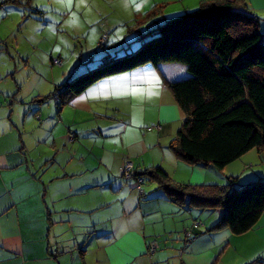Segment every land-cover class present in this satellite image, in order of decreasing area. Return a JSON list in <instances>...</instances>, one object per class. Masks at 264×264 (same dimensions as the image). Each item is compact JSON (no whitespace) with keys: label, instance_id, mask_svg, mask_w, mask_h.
I'll list each match as a JSON object with an SVG mask.
<instances>
[{"label":"crops","instance_id":"1","mask_svg":"<svg viewBox=\"0 0 264 264\" xmlns=\"http://www.w3.org/2000/svg\"><path fill=\"white\" fill-rule=\"evenodd\" d=\"M110 1L121 7L129 6L135 17L155 5L166 4L158 16L160 22L166 16L169 19L178 16H170L172 14L195 10L209 0H135L139 8L131 0H107L106 6ZM175 2L179 3L180 11L170 14L168 5ZM243 2L249 12L258 17L259 30L264 35V0ZM106 34L108 41V31ZM116 52L117 48L108 53ZM180 73L183 70L178 64L156 67L146 63L99 79L82 93L72 96L65 106L57 108L52 117L49 112L45 114L43 123L39 124V140L46 142V136H50V147L55 153L51 163L46 165L26 156L28 145L21 136L26 132L25 120L39 115L40 121L39 112L48 111L49 105L39 96L24 100L20 98V91L4 94L0 88V123L8 126L4 130L0 127V264H155L153 259L156 263L170 261L165 257L168 246L166 254L147 258V241L141 225L144 218L142 214L136 215L153 203H142L139 191L148 195L155 185L143 181L138 190L132 176L124 177L123 168L126 160H130L135 167L133 176L144 169L158 167L178 183H212L211 166L179 162L168 148L184 114L164 79H172ZM58 85L53 84L51 89ZM76 117L79 118L77 122ZM92 117L98 121H92ZM253 151L255 157L261 156L256 150L246 155ZM240 159L227 167L242 166L245 161ZM227 169L217 174L238 176L239 171L234 173ZM144 185L148 186L147 191ZM121 193L129 197L131 208L119 209L117 217L116 196ZM156 194L157 198H164ZM83 197L92 198L95 204L80 207L78 199ZM102 209L109 210L104 215H93ZM99 216H104L101 228ZM251 231L258 237L253 256L264 258V211ZM230 237L228 231L202 234L186 247L177 239L181 248L172 249L183 264H210L216 249L223 248ZM164 241L167 245V240ZM159 248L161 250L160 245Z\"/></svg>","mask_w":264,"mask_h":264},{"label":"trees","instance_id":"2","mask_svg":"<svg viewBox=\"0 0 264 264\" xmlns=\"http://www.w3.org/2000/svg\"><path fill=\"white\" fill-rule=\"evenodd\" d=\"M163 5L153 6L137 21L138 30L147 26V31L136 51L104 58L98 67L56 86L47 99L55 100L60 109L105 76L146 63L156 67L178 64L182 74L163 78L184 114L168 145L174 158L219 172L252 150L263 159L264 36L258 17L249 12L243 0H209L193 11L158 22ZM134 172L131 176L138 190L143 181L155 185L148 195L139 191L142 203L150 204L158 192L179 208L219 211V219L210 228L203 230L202 222L194 220L184 229L180 235L184 247L202 234H247L264 211L262 181L237 187L238 177L225 176L222 184L192 185L175 182L158 167L133 176ZM215 260L219 261V254ZM246 264H264V258L258 256Z\"/></svg>","mask_w":264,"mask_h":264},{"label":"rangeland","instance_id":"3","mask_svg":"<svg viewBox=\"0 0 264 264\" xmlns=\"http://www.w3.org/2000/svg\"><path fill=\"white\" fill-rule=\"evenodd\" d=\"M105 1L107 0H0V13H2L0 15V88L4 90V94L20 91V98L24 100L30 96H39L44 104L49 105L48 111L45 109L39 112L40 121L38 118H33L35 122L31 119L25 120L26 132L21 136L28 145L26 156L44 165L51 163L52 157L55 156L53 148L50 147L51 137L46 136V142L39 140L41 132L39 124L43 123L44 115L49 112L52 117L57 110L55 100L47 99L53 91L52 85H58L64 81L70 82L75 77L98 67L106 57L136 51L145 39L141 35L147 29L142 30L141 27L138 30L136 25L141 19L140 16L135 17L129 6L121 7L113 1L106 6ZM172 4L168 5V8H171L169 13L179 12V3ZM105 7L109 8L105 9ZM175 15L179 14L170 16ZM107 31L108 41L100 45L99 40ZM116 48V53H108ZM56 58L61 60L60 65L52 64V59ZM78 120L79 118L76 117V122ZM91 120L97 122L98 118L92 117ZM0 127L4 130L8 126L7 123L1 122ZM86 147L88 148L87 145ZM255 156L257 155L253 151L240 159L245 161L242 166L226 167L234 173L239 171L237 187L253 181L264 182L262 156ZM46 157L48 160H45ZM127 162L133 163L130 160H126L125 163ZM238 162L237 164H240V161ZM211 168L212 183H218L215 182L218 179H220L219 183L221 180L225 181L226 174H217L218 171ZM132 171H135L134 164ZM187 171L189 174L190 170ZM147 188L148 186L144 185L143 189L147 191ZM116 198L118 199L115 203L116 216L119 217L118 210H129L131 205L128 202L129 197H124L122 193ZM78 200L82 208H88L93 202V199L89 197ZM113 200H115L114 197ZM136 203L137 201L134 204ZM94 204L95 202L92 205ZM108 210L102 209L94 212L93 215H104ZM142 211L143 213L137 211L136 215L142 214L144 218L141 225L145 230L147 258L152 259L151 257L155 254H166L165 249L167 246L169 248L165 257H168L170 261L156 263L153 259L155 264H175L176 262L180 264L179 256L172 248H181V243L177 239H182L180 235L184 234V229L189 228L190 224L197 220L202 222L201 229L205 230L220 217L219 211H194L184 206L179 208L166 198L154 199L153 203L144 207ZM211 217L213 219L208 221ZM103 218L104 216H99L100 228ZM164 239L167 240V245L163 244ZM257 244L258 237L252 231L248 236L231 235L230 240L222 245L223 248L216 249L211 262L213 264H246L255 258L252 252ZM218 254L219 261L216 262L215 258Z\"/></svg>","mask_w":264,"mask_h":264},{"label":"built area","instance_id":"4","mask_svg":"<svg viewBox=\"0 0 264 264\" xmlns=\"http://www.w3.org/2000/svg\"><path fill=\"white\" fill-rule=\"evenodd\" d=\"M106 36H107L106 34H103V35L101 36V40H100V43H99V44H101L102 42L105 41ZM52 64H53V65H60V64H61V60H60L59 58L52 59ZM132 166H133V165H132V163H130V162L125 163V166H124V168H123V175H124L125 178H129V177H131ZM137 181L140 182V179H138ZM151 247H152V246H151Z\"/></svg>","mask_w":264,"mask_h":264},{"label":"snow or ice","instance_id":"5","mask_svg":"<svg viewBox=\"0 0 264 264\" xmlns=\"http://www.w3.org/2000/svg\"><path fill=\"white\" fill-rule=\"evenodd\" d=\"M131 2L134 4L135 7H137V8L140 7V4H137V3L135 2V0H131ZM0 15H2V13H0Z\"/></svg>","mask_w":264,"mask_h":264},{"label":"clouds","instance_id":"6","mask_svg":"<svg viewBox=\"0 0 264 264\" xmlns=\"http://www.w3.org/2000/svg\"><path fill=\"white\" fill-rule=\"evenodd\" d=\"M38 117H39V115L36 116V118H38Z\"/></svg>","mask_w":264,"mask_h":264}]
</instances>
